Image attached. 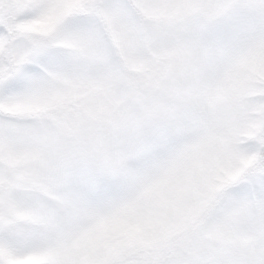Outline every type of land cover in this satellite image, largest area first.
I'll list each match as a JSON object with an SVG mask.
<instances>
[{
	"label": "snow or ice",
	"instance_id": "obj_1",
	"mask_svg": "<svg viewBox=\"0 0 264 264\" xmlns=\"http://www.w3.org/2000/svg\"><path fill=\"white\" fill-rule=\"evenodd\" d=\"M0 264H264V0H0Z\"/></svg>",
	"mask_w": 264,
	"mask_h": 264
}]
</instances>
